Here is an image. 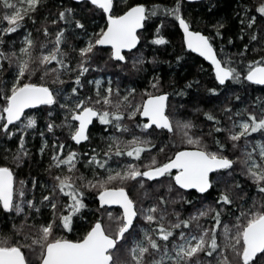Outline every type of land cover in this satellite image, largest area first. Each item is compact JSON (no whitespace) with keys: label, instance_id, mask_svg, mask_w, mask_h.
I'll return each mask as SVG.
<instances>
[{"label":"snow or ice","instance_id":"1","mask_svg":"<svg viewBox=\"0 0 264 264\" xmlns=\"http://www.w3.org/2000/svg\"><path fill=\"white\" fill-rule=\"evenodd\" d=\"M42 0H3L4 15L3 21H7V27L0 29V61H7L9 67L14 65L13 78L11 81L0 83L4 84V88L0 89V94L4 96V103L0 105V131L6 136L12 137L21 131H27V128L37 123L36 117L24 116L25 109L30 105H55L58 96L62 90H57L49 86L41 76V82H32L31 77L37 70H43L47 73H55L54 83H64L60 79L62 70L67 69L73 71L68 64V53L61 47L62 42L66 39V28H60L51 43L53 47L48 49L49 41L37 42L31 37V33H27L22 41V46L18 50L5 51L4 35L12 33L22 26L24 17L28 16L33 23L36 22L34 15ZM93 8H98L106 14V27L101 28L99 34H93L89 37L85 46L80 47L78 52L81 59L77 62V71L73 79L75 86L71 88L69 95L73 96V102L62 105L65 109V120L61 126L67 125L70 135L76 142L88 139L89 125L93 123V118L112 126L114 129L129 131L128 124L124 123L125 119L132 120L134 118L144 117L146 120L136 124L135 127L141 130L153 132L159 129L161 132L167 130L172 132L174 124L167 113L168 108V92L153 94L147 92V98L142 99L140 103H135V89L129 88L121 94V90L117 87L113 89L111 80L108 81V87L101 92V81L95 80L97 85L95 96L79 98L78 88L83 87L81 77L88 68L85 62H90L94 55L100 54L96 49L98 45H110L111 52L109 58H116L120 61H126L124 49H133L140 39L137 29H142L149 17L163 8V11L175 17L179 21V25L183 28L184 39L189 49H194L201 53L204 57L214 65L215 77L221 85L226 80L246 79L258 85H264V56H260L255 60L247 61L246 77L244 73L232 67V58L225 54L222 58L218 57L210 37L204 35L200 31H193L190 28V21L182 14L181 0H175V4L169 8L162 5H152L148 7L145 3H134L131 6L125 4L124 10L119 14H114L119 6L114 0H86L85 7L88 4ZM247 8V6H245ZM74 12L71 8H62L57 15L56 20L47 21L52 25H56L57 20L66 21L73 24L81 31L86 30V24L75 19ZM256 12L260 18L264 20V2L256 5ZM256 16H251L247 20L249 27L256 23ZM163 24V20H161ZM223 24L218 22L216 35L222 36L220 28ZM39 31V29L37 30ZM45 37L49 36L47 24L43 26ZM156 43H164L166 37L160 34V28L157 27V35L154 37ZM257 39L256 33L250 37L251 41ZM231 42V40H229ZM264 44V41H261ZM39 47V54H35V49ZM249 48L248 44L244 45L245 52ZM257 49H254L256 51ZM264 50V48L260 49ZM180 59V57H177ZM55 61L57 67L51 68V62ZM140 61H134L133 67ZM4 71L3 63H0V72ZM153 88H158L159 79L154 78ZM10 83V88L7 84ZM212 93L218 91L217 88L209 90ZM117 99H113V95ZM236 100H240L236 96ZM256 102H264V98L258 97ZM231 105H226L225 110H230ZM241 110H237L236 115H240ZM243 111H247L246 108ZM259 118L254 112H247L248 118H241L233 121L230 129H221L219 127L214 130H221L228 133L227 138L233 141V148L237 146L236 142L241 138L246 139L250 133H259L264 135V107L260 109ZM205 115L219 124V119L210 112ZM22 117H24L22 119ZM14 122H20L21 128L16 129ZM78 122V126L76 124ZM56 125L49 122L47 127L51 130ZM175 127L184 130L186 137L184 143L188 146L181 147L179 151H175L165 162H158L152 157L145 165L127 164L118 169L108 168V175L96 180H86L81 174L78 179L86 180L87 187H99V201L104 204H119L123 207L122 216L116 217L118 221L116 229L110 230L105 227L100 219H96L87 230L76 239H69L65 235H56L57 232L64 230L71 231L74 227V215L79 213L81 209L87 207L84 203L85 193L77 186L76 181L70 175L57 174L55 179L57 184L53 187L48 195L41 196V203L47 202L51 208V219L45 223L35 226V234L23 233V241L16 240L12 236H0V264H264V199L257 203L253 199V203L248 207L243 204L237 205L233 200L230 189L239 187V181L235 178L234 167L237 162L244 165L241 172L244 176L249 177L258 188L262 196H264V142L258 141L259 159L255 155L256 149L248 151L244 148V158H230L224 153L227 151L226 144L221 142L219 138L214 140L216 150H212L200 136L192 135L188 130L194 127L190 120L177 121ZM239 130H236V129ZM43 135V134H41ZM107 139L114 143L107 145V151L103 152L106 157L101 161L96 151L93 150L91 156L86 163H95L100 168H107L108 157L114 151L118 156L127 153L129 157L140 158L141 153L145 149H154L150 135H133L130 141H122L116 135H110ZM121 143L124 148L120 147ZM47 145V141H43ZM63 150V144L58 145ZM44 147L40 151L44 152ZM165 146L162 144L159 151H164ZM27 155L24 150V136H20L19 150L16 157L20 162V154ZM77 153L70 151L63 159L59 154L53 152L52 163L49 167H60L67 165L70 171H76ZM143 169V170H142ZM211 174V175H210ZM99 176V173H94ZM145 178L154 180L155 178H167V195L158 196V202L152 203L148 209H141L143 219L146 220L151 228H139V238L137 239L136 225L134 218L138 216L136 201L129 195L128 190L123 186H109L110 184H124L126 181H134L141 187L145 185ZM232 180L229 185L227 181ZM23 183V182H22ZM36 181H33L35 187ZM14 175L13 170L6 164L0 165V210L5 214L14 211L25 217L19 226L13 225L16 233L23 232L25 223L31 217V210L35 209L39 213L40 208L33 200L18 201L14 197ZM223 185L218 189L217 197L214 199L213 207L209 205L202 207L190 213L187 218L180 219L181 213L173 209L175 221L168 219L169 213L166 210L169 203H174L176 197L171 193L175 189L179 195L183 189H197L199 193L206 194L209 189ZM176 186H179L177 189ZM59 191L66 193L70 203H65L63 207L68 209L65 213L61 211L57 213V203L53 199V195ZM21 192L20 196L23 197ZM144 195L149 196V192L145 191ZM181 201L186 198L179 196ZM188 203H191L189 201ZM27 206V210L25 208ZM238 208L239 215H235V224L229 225L222 221V216L227 214L233 215L232 209ZM214 213V215H212ZM110 217L111 213L108 214ZM212 215L214 225L210 228L203 227L200 223L201 217ZM223 225L224 241L221 244L218 241L220 233L217 229ZM185 229H191L186 231ZM179 230V239L173 238V233ZM234 231L235 235H231ZM170 238H172L170 240ZM162 241V242H161ZM131 247H128V244ZM171 244V247H169ZM123 249L127 253V258L119 259V253ZM231 249L232 258H229L227 250ZM206 253L211 259H202L201 254Z\"/></svg>","mask_w":264,"mask_h":264},{"label":"trees","instance_id":"2","mask_svg":"<svg viewBox=\"0 0 264 264\" xmlns=\"http://www.w3.org/2000/svg\"><path fill=\"white\" fill-rule=\"evenodd\" d=\"M262 2L264 0H204L192 3L181 0V11L184 17L190 21L191 29L201 31L210 37V41L218 57L222 58V62L225 54L230 55L232 67L245 75L247 72V61L264 56V50H260L264 48V44L261 43V41H264V20L260 18L261 14L256 12V5ZM85 3L86 1L76 3L72 0H42L34 13L36 17L35 23L28 16H25L19 29L4 35L3 46L5 51L18 50L22 45L21 38L26 33H31V37L38 43L47 39L49 45L46 50H50L54 46L51 42L56 32L60 28H66V39L62 42L61 47L69 54L67 60L73 71L62 70L60 79L64 83L61 84L53 82L55 80V73H47L45 75L43 70H37L31 77L32 82H41V76H44L45 82L50 87L62 90L57 102L54 106L42 105L27 110L24 116L34 115L37 120L34 126L27 128V131H21L12 137H8L0 131V165L6 164L13 170L14 197L21 202L33 200L40 208L39 213L35 209L31 210L32 218L25 223L23 232L21 233H16L13 225L19 226L21 221L25 220V217L21 214H16L14 211L6 215L3 210H0V236H12L16 240L23 241V233L29 232L35 234V226L51 219L52 210L48 207L47 202L41 203V196L48 195L58 183L55 179L57 174L70 175L76 181L77 186H80L81 190L85 193L83 199L87 207L74 215V227L71 231L64 230L62 233L57 232L56 235H65L69 239H76L96 219H100L105 227H110V230H115L118 223L116 217L122 216L118 209L109 210L100 204L98 195L102 190L101 188L86 186V180H96L108 175V171H105L104 168H100L95 163L89 164L86 162L93 150L96 151L101 161L102 158L105 160L106 157L103 155V152L107 151L108 144L114 143L107 139L109 135H116L122 141H126L130 130H135V125L143 120L140 117L132 120L125 119L124 123L128 124L129 131L124 132L102 123L97 118L89 128L88 140L80 145L73 143L69 127L67 125L61 126L65 120V109L62 105L72 103V98L75 95L69 94L71 93V88L75 86L73 77L78 74L75 71L77 62L81 59L78 49L85 46V39L90 32L92 34H99L101 28L106 26V18L102 10L93 8L90 3L85 7ZM114 3L119 5L114 14H119L124 10L125 4L131 6L134 3H145L149 8L152 5H162L171 8L175 4V0H114ZM62 8L73 9L74 12L69 15H74L75 19L82 20L86 24V30L81 31L66 21L57 20L56 25L47 23V21L56 20L58 12ZM4 12V4L0 1V18H2ZM253 15L257 17L256 23L252 27H249L247 20ZM161 20H163V24H161ZM218 22L223 24V27L220 28V31L223 33L222 36L216 35ZM45 24H47L50 33L47 37L43 33V26ZM158 26L160 34L166 37L164 43L155 42L154 37L157 35ZM3 27H7V21L0 19V29ZM38 29L39 31H37ZM253 33L257 35L255 41L250 40ZM138 34L140 37L138 47L131 52L124 53L127 60L123 62L114 60L113 58L110 59V49L96 46L100 54L94 55L90 62H85L88 71L81 77L83 87L78 88L79 98L82 99L86 96H91L93 99L96 98V91L91 81L98 77L111 80L113 89L118 87L121 90V94L126 89L134 88L136 90L134 94L135 103H140L142 99L147 97V93L144 92L145 89H147V92L153 94L168 92V108L166 111L168 110L167 113L173 121L174 130L172 132L166 130L161 132L157 129L153 132L142 130L151 136L152 143L155 145L154 149H145L141 153L140 158L129 157L126 152L123 156H118L113 151L110 157L107 158L108 163H112L113 161L120 164L122 161L126 162L120 165L121 168L127 164L145 165L152 157H155L158 162H165L175 151L180 150L181 147L188 146L184 143L186 139L184 130L180 127H175L177 121L190 120L194 127L188 131L192 135L195 134L194 136L202 137L208 146L213 144L215 148L214 140L219 138L227 147V151L224 154L229 155L230 158L240 157L243 159L245 147L249 150L250 147L254 146V141H264V135L250 133L247 137V143L245 138H241L236 142L237 146L233 148V141L227 138L228 133L223 134L225 132L223 130L219 132L214 130L217 127L230 129L232 122L237 118H248L247 112H254L259 118L261 115L260 109L264 107V102L256 101L258 97L264 98V86H256L246 81V79H230L225 85H219L214 79L211 67L203 59L184 48L181 32L177 26V19L164 12L163 8L159 9L155 15L149 17ZM245 44L249 45L246 52L244 50ZM254 49L257 50L254 51ZM39 51L40 49L37 46L35 54L38 55ZM177 57H180V59H177ZM134 61H140V63H137L136 67H133ZM0 63L4 65V71L0 72V81H11L14 65L10 68L6 60L0 61ZM50 67L56 68V62H51ZM154 78L159 79L158 88L152 87V84L155 82ZM7 87L10 88V83L7 84ZM2 88H4V84L0 83V89ZM211 88H217L218 91L212 93L209 91ZM101 92L103 93L102 88ZM236 96H239L240 100H236ZM113 99H117L115 94L113 95ZM3 103L4 96L0 94V105ZM226 105H231V109L226 111ZM245 108L247 111H243ZM237 110H241L239 116L236 115ZM205 112H210L216 116L219 119V124L217 125L215 121L210 120L205 115ZM50 121L56 125L51 130L47 127ZM14 125L16 129L21 128L20 122H15ZM138 130L141 129L136 128V132ZM21 135L24 136V150L27 152V155L21 153L20 162H18L14 157H16L19 150ZM45 140L47 141V145L43 144ZM159 143L161 144L159 145ZM60 144L64 146L62 151L58 147ZM162 144L165 146V150L157 153ZM41 147L45 149L43 153L40 151ZM120 147L123 149L124 144L121 143ZM73 150L77 153L76 171H70L67 165L49 167L52 163L53 152L58 153L60 158L63 159ZM255 155L257 156V154ZM127 160L133 161V163H128ZM243 167L244 165L239 162L235 164L234 175L239 181V187L230 189V194L237 205L243 204L244 207H248L253 203L254 198L259 203L261 199H264V196L261 195L255 183L249 177L243 175L241 172ZM94 173H99V176L94 175ZM81 174L86 180L78 179ZM34 180L36 181L35 187L33 186ZM168 183L169 180L167 178H160L154 181L145 179L143 188L131 180L126 181L124 184L117 182L109 185L125 187L129 195L136 201L138 216L134 224L136 225L138 236L139 228L147 227V225L151 228V225L143 219L141 209H147L152 203H157L158 196L167 195ZM227 183L231 185L232 180L227 181ZM222 187L223 185H219L216 189ZM176 188L178 189V187ZM145 191L149 192V196L146 197L144 195ZM21 192L24 193L23 197L20 196ZM180 193L184 196V193L180 190L178 198ZM189 194L184 201L177 199L176 202L167 205L168 219H171L173 222L175 221L173 209L181 213L180 219H184L197 209L209 205L216 206L214 199L217 197V194L211 195L210 191L206 194L195 196H189ZM53 199L57 203V213L61 211L66 213L68 211V209L63 207L65 203H70L66 193L57 191L53 195ZM189 201L194 205L197 204V207L188 208L186 203ZM25 208L27 210L26 205ZM112 212H114V215L110 217L108 214H112ZM232 212V216L227 214L222 216L224 223L234 225V216L239 215V209L233 208ZM212 215L201 217L200 223L203 227L210 228L214 225ZM109 219L112 220L110 223ZM185 230L190 231L191 229ZM178 232L179 230H176L173 233V238L177 240L179 239ZM217 232L220 233L218 241L223 244V225L217 229ZM231 235H235L234 231ZM23 242L28 243L29 241ZM128 247H131L130 243ZM169 247H171V244H169ZM227 254L229 258H232L231 249L227 250ZM126 258L127 253L121 249L119 259L124 260ZM201 258L205 260L211 259L206 253H202Z\"/></svg>","mask_w":264,"mask_h":264},{"label":"water","instance_id":"3","mask_svg":"<svg viewBox=\"0 0 264 264\" xmlns=\"http://www.w3.org/2000/svg\"><path fill=\"white\" fill-rule=\"evenodd\" d=\"M73 2H76V3H81V2H84V1H86V0H72ZM184 1H186V2H189V3H192V2H199V1H204V0H184ZM104 15H105V18H106V14L104 13ZM144 26V25H143ZM177 26H178V29L180 30V32H181V36H182V42H183V45H184V48L187 50V51H189V52H191V53H193V54H195V55H197L198 57H200L201 59H203L210 67H211V69H212V73H213V76H214V79H215V81L219 84V85H221L220 84V82L216 79V77H215V71H214V65H212V62L210 61V60H208L206 57H204L201 53H198V52H196L194 49H189L188 47H187V43H186V41H185V39H184V31H183V28L179 25V21L177 20ZM106 27V26H105ZM143 28V27H142ZM142 29H137V34L141 31ZM191 30H193V29H191ZM193 31H198V30H193ZM201 32V31H200ZM203 33V32H202ZM204 34V33H203ZM139 35V34H138ZM205 35V34H204ZM207 36V35H206ZM139 43H140V39L137 41V44L134 46V48L133 49H131V50H129V49H124L123 50V52L124 53H126V52H131V51H133V50H135L137 47H138V45H139ZM99 47H102V48H108V49H110V52H111V46L110 45H98ZM215 49V48H214ZM216 51V50H215ZM216 54H217V52H216ZM218 56V55H217ZM114 60H117V61H120V60H118V59H116V58H113ZM121 62H123V61H121ZM245 77H246V74H245ZM231 78H229L228 80H226L225 81V83L223 84V85H225L229 80H230ZM249 83H251V84H254V83H252V82H249ZM223 85H221V86H223ZM254 85H256V86H264V85H258V84H254ZM147 98V97H146ZM145 98V99H146ZM167 103H168V101H167ZM42 105H46V104H40V105H30L29 106V108H27V109H25V111H24V113L27 111V110H29V109H34V108H37V107H39V106H42ZM141 118H143V119H145L146 120V118H144V117H141ZM97 119V117H94L93 118V122L95 121ZM15 123V122H14ZM76 124H77V126H78V122H76ZM93 124V123H92ZM92 124H90L89 125V128L91 127V125ZM167 131V130H166ZM88 132H89V130H88ZM88 140V139H87ZM87 140H84V141H80V142H76L75 140H73L72 139V141H73V143L74 144H76V145H80V144H83V143H85ZM211 175V174H210ZM145 179H147V178H145ZM157 179H159V178H155L154 180H157ZM148 180V179H147ZM154 180H151V181H154ZM150 181V180H149ZM178 188H179V186H177ZM183 190H187V191H190V190H195V191H197V192H199L197 189H183ZM98 198H99V195H98ZM104 206H106L107 208H117V209H119V210H121V213H123V207H122V205H119V204H104ZM135 219L136 218H134V221H135Z\"/></svg>","mask_w":264,"mask_h":264},{"label":"rangeland","instance_id":"4","mask_svg":"<svg viewBox=\"0 0 264 264\" xmlns=\"http://www.w3.org/2000/svg\"><path fill=\"white\" fill-rule=\"evenodd\" d=\"M0 1H2V3H3V0H0ZM16 2V0H13V3H15ZM27 34V33H26ZM25 34V35H26ZM25 35H23L22 36V38H21V43H22V41H23V38H24V36ZM92 32H90V34L88 35V37H86V39H85V42L87 43V41H88V39H89V37H92ZM22 46V45H21ZM20 46V47H21ZM97 79H99L100 81H101V85H100V88H102V89H105V88H107L108 87V79L106 78H102V77H98V78H95L94 80H92L91 81V84L93 85V88H94V90L96 91V89H97V85L94 83V81L95 80H97ZM65 112V111H64ZM231 124V123H230ZM230 124H229V126H230ZM228 126V127H229ZM230 128V127H229ZM110 135H112V134H110ZM109 135V136H110ZM133 135H137V136H141V135H147V133H144L142 130H138V132H136V128H135V130H130V133H129V135L127 136V139H126V141H130L131 139H132V136ZM195 135V134H194ZM258 141H260V140H256V141H254V146H252V147H250V149L248 150V151H252L253 149H256V153L255 154H257V159H259V155H258V153H259V145L257 144V142ZM260 142H264V141H260ZM161 143H159V145H160ZM100 152V151H99ZM156 152V151H155ZM101 153V152H100ZM157 153H159V150H158V152ZM156 153V154H157ZM104 159L102 158V161H103ZM128 161V163H133V161H130V160H127ZM124 163H126V162H124V161H122L121 162V164L119 163V162H116V161H113L112 163H108L107 164V168H104L105 169V171H107V169L108 168H112V169H118V168H120V165H122V164H124ZM174 194V195H173ZM171 195L172 196H178V194H177V192H176V190H173V192L171 193ZM181 195V194H180ZM180 200L178 197L176 198V200ZM176 200H175V202H176ZM169 205V204H168ZM106 207V206H105ZM150 207V206H149ZM148 207V208H149ZM107 208V207H106ZM147 208V209H148ZM107 209H109V210H111V209H114V208H107ZM146 209V208H145ZM119 210V209H118ZM120 211V210H119ZM121 212V211H120ZM112 215H114V212H112ZM121 215H122V213H121ZM112 220L111 219H109V223L111 222ZM135 221H136V219H135ZM134 221V222H135ZM235 224V223H234ZM144 228H149L148 227V225H147V227L145 226ZM136 238L138 239L139 238V236L137 235L136 236Z\"/></svg>","mask_w":264,"mask_h":264},{"label":"flooded vegetation","instance_id":"5","mask_svg":"<svg viewBox=\"0 0 264 264\" xmlns=\"http://www.w3.org/2000/svg\"><path fill=\"white\" fill-rule=\"evenodd\" d=\"M241 118H243V117H241ZM241 118H237L235 121H238L239 119H241ZM142 120L144 121L145 119H143L142 118ZM157 130H159V129H157ZM236 130H239L238 128L236 129ZM225 133H227L226 131L223 133V134H225ZM211 145V144H210ZM210 148H212V150H216V146H215V148H214V146H213V144L211 145V146H209ZM177 151H179V150H177ZM147 180V179H146ZM149 181V180H148ZM217 187V186H216ZM216 187H214V188H212V189H209L208 190V192L210 191L212 194L211 195H216V194H218V189H216ZM190 192H192V193H190ZM182 193H184V197L186 198V197H188V194H189V196L190 195H192V196H195V195H201L202 193H199V192H197V191H195V190H190V191H187V190H182ZM181 194V193H180ZM210 195V196H211ZM213 201V200H212ZM186 206L188 207V208H196L197 207V204H193V203H186Z\"/></svg>","mask_w":264,"mask_h":264},{"label":"bare ground","instance_id":"6","mask_svg":"<svg viewBox=\"0 0 264 264\" xmlns=\"http://www.w3.org/2000/svg\"><path fill=\"white\" fill-rule=\"evenodd\" d=\"M168 111V110H167ZM177 187V186H176ZM143 188V187H142Z\"/></svg>","mask_w":264,"mask_h":264}]
</instances>
